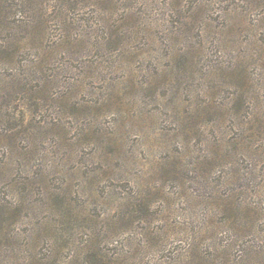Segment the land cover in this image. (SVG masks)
Instances as JSON below:
<instances>
[{
    "label": "rangeland",
    "instance_id": "rangeland-1",
    "mask_svg": "<svg viewBox=\"0 0 264 264\" xmlns=\"http://www.w3.org/2000/svg\"><path fill=\"white\" fill-rule=\"evenodd\" d=\"M21 1L26 7L33 2L3 0L17 13L25 12ZM38 1L51 7L56 2ZM172 1L72 4L68 15L76 21L71 28L84 40L42 65L46 72L61 68L51 91L65 102L45 106H52V120L33 138L30 159L16 155L9 170L0 172V197L25 201L20 217L0 229V264L47 263L44 254L53 245L55 229L72 247L57 264H89L86 258L94 250L81 249L85 241L98 245L112 264L115 258H128L123 264H168L167 258L185 264L181 261L191 258L188 238L195 230L203 229L200 241L213 234L215 246L231 243L224 216L215 208L205 225L211 204L202 197L210 196L212 182L233 167L236 181L225 192L248 186L257 192L254 203L264 207V8L260 0H180L181 12L174 9L172 15ZM195 6L200 19L192 30L175 33L176 20ZM124 11L133 14L127 23L121 22ZM51 26L46 32L59 34L58 26ZM199 28H204L203 38L196 37ZM123 29L131 33L123 40L115 37V30L120 34ZM37 46L35 41L19 60L37 56ZM11 71L0 64L1 75ZM240 96L259 101L253 124L244 117V107L238 111L242 120L226 110ZM211 102L222 109L205 114ZM40 116L47 117L45 112ZM258 125L262 133H255L249 158L239 149L240 140L253 128L259 131ZM8 128L3 124L0 132ZM15 143L25 146L23 137ZM7 144L0 141V162ZM223 144L234 155L213 159L212 151ZM249 171L252 175L245 176ZM61 189L65 201L42 197L44 190ZM149 206L155 217L149 224L137 222ZM135 207L141 212L131 214ZM63 212L68 217L59 221ZM249 227L240 246L230 251L231 261L243 258L247 245L258 249L264 244V215ZM209 250L210 258H221L220 250ZM259 257L264 259V251Z\"/></svg>",
    "mask_w": 264,
    "mask_h": 264
},
{
    "label": "trees",
    "instance_id": "trees-1",
    "mask_svg": "<svg viewBox=\"0 0 264 264\" xmlns=\"http://www.w3.org/2000/svg\"><path fill=\"white\" fill-rule=\"evenodd\" d=\"M258 1V0H254ZM72 4L75 6V0H56L55 4L51 7L48 4H43L41 1L33 0L32 3L28 4L27 7L21 1L20 6L25 10V12H13L3 0H0V64L7 66L12 70L13 73L8 72V74H0V126L5 124L9 126L8 129L0 132V141L7 140L8 144L6 146L3 155L4 159L0 162V172H7L9 167L12 166V158L16 155L22 156L23 158H29V154H34V143L33 138L36 134L41 131L40 129H46L49 126L52 116L49 113V110L45 107L47 104L55 103L57 100L64 103L63 98H57V92H54L55 87L57 86L58 75L61 68L51 69L46 72L42 69L43 63H49L52 59V56L60 55L61 51L69 52L73 45H76L83 41L82 34H75V28L73 26V21H76L74 18L68 15L69 9L72 7ZM254 4V3H252ZM251 4V5H252ZM264 8V0H260L259 4ZM67 6V7H66ZM51 7V8H50ZM53 8V9H52ZM171 14L174 15V9L181 12V2L180 0H173L169 4ZM52 9L51 11H49ZM173 9V10H172ZM49 11V13H48ZM187 13L180 16L176 20L178 27L176 32L182 31H191L192 25L198 21L199 14L196 10V6ZM51 14H53L51 16ZM178 14V12H177ZM133 14L128 11H124L123 18L121 22L126 21V23L133 18ZM73 20V21H72ZM54 23V26H58L59 34H50L51 24ZM112 25V24H111ZM110 25V26H111ZM120 26V24H118ZM117 26V27H119ZM74 27V26H73ZM116 27V28H117ZM49 28V31L47 29ZM199 28L196 32V37L203 38L202 31L204 28ZM74 32V34H72ZM117 33L115 30V37L122 40L127 36L128 33H131L130 29H123ZM22 34V36H21ZM48 37H45L46 35ZM46 38V41H44ZM114 39V38H113ZM122 40H119L120 42ZM38 42L40 46H37L36 49L39 50L37 56L29 55V57L19 60L24 56L26 49L33 48V43ZM44 42V45L42 43ZM184 51V50H183ZM29 54V52H25ZM186 52L185 54H188ZM61 56V55H60ZM55 57L53 59H55ZM52 59V60H53ZM11 71V72H12ZM69 83L70 80H67ZM69 87L71 82L68 84ZM51 88L54 89L51 91ZM249 99V100H248ZM244 99L242 96L230 102L229 109L234 120H242L243 116H238V111L240 108L244 107L245 113L244 117L247 115L249 118V124H253L256 121L259 115V101L257 98ZM213 102L206 105L205 114L209 112L208 109L220 110L222 109L219 106H213ZM210 109V110H211ZM46 113L47 117L41 119V114ZM234 112V114L232 113ZM229 113V112H226ZM209 114V113H208ZM264 116V115H263ZM253 120V123H252ZM264 122V118H261ZM258 130L252 129L250 133L246 135V138L243 137L241 147L239 149L242 151L243 155L252 158L251 155V145L254 142L255 133H262V128L258 125ZM23 137L24 145L18 146L15 143V139L21 140ZM253 138V139H252ZM223 139V138H221ZM217 150L212 151V158L215 160L222 159L224 156H231L233 152L227 149L226 144L221 146H216ZM234 155V153H233ZM180 163V162H179ZM203 163V162H202ZM201 163V164H202ZM237 171L235 167L231 168L230 171L225 173L221 179L217 182H212L213 186L211 188L212 194L208 197H202V201L207 204H211V208L208 210L209 215H205L206 222L205 225H210L213 214L211 213L212 209L215 208L216 211L224 216L223 225L226 226L227 230L231 232V243L226 245L221 244L220 247L215 246L212 242L215 236L210 234L209 237L206 236L204 241H200V230H195L193 235L188 238L191 239L189 254L191 258H183L181 263L185 264H264L263 257H259V254L264 251V244L260 245V248L256 249L253 247V243L246 246V249L242 256L239 258H233L232 261L230 258V251H233L235 247H239V241H243L244 237H247L248 233L252 230V227L249 225L254 224L255 219L259 216L264 215V207H262L258 202L254 203V200L257 199V192L248 188V186H243V188H237L228 190L229 186L235 180L234 173ZM252 171L246 173L245 176H251ZM194 178V177H192ZM199 178H204V176L198 175ZM246 179V178H245ZM211 183V182H210ZM264 183V181H263ZM205 187L208 188V183L204 182ZM26 184H24L25 189ZM24 193H30L29 190H23ZM44 190L42 192V197L47 200L50 196H55L65 201V192L60 190L58 193H49L45 194ZM45 194V195H44ZM264 198V184L262 188V194L260 198ZM22 200V196L20 197ZM259 198V199H260ZM24 200L20 201L16 198L6 200L0 197V229L4 225L11 223V221H16L20 217V208H22ZM65 204H67L65 202ZM150 206L143 212L141 217L137 222H142L144 224H149L156 213L149 212ZM141 210L135 209L131 210L132 213H140ZM60 218L59 221H65L68 217V214L61 213L58 215ZM204 226V224H202ZM146 229V228H144ZM205 234V233H203ZM246 236H245V235ZM53 236L52 247L49 246L47 250V256L44 254V257L49 258V261L46 263L39 264H57L60 261L63 251L66 248L72 249L70 242L66 237L60 234L56 229L54 232H51ZM244 235V236H243ZM73 236V235H72ZM72 236L70 240L72 242ZM151 239V236H148ZM156 236L154 238H158ZM208 239L207 244L211 241L209 245H204V248L200 251V246ZM30 240V242H29ZM35 241L32 237L28 238V245L33 246ZM155 242V240H154ZM246 244V242H245ZM160 246V244H159ZM158 246V248H159ZM77 248L81 246H76ZM92 247L94 250L92 254H88L91 258H86V261L89 264H112L110 257H106L102 254V250L98 245H93L92 243L82 244V248ZM213 249L214 252L220 250L221 258H210L212 252L209 249ZM74 252V251H73ZM72 253V252H71ZM204 254V255H203ZM208 256L209 258H207ZM193 257V258H192ZM259 257V258H258ZM69 258V257H68ZM173 258H167V263H175ZM128 258H115V264H123L127 261ZM85 261V262H86ZM86 262V263H87ZM138 263V262H137ZM34 264V263H32ZM38 264V263H37Z\"/></svg>",
    "mask_w": 264,
    "mask_h": 264
}]
</instances>
